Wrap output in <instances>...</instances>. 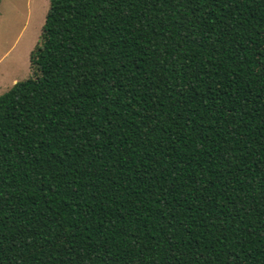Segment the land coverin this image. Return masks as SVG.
Returning <instances> with one entry per match:
<instances>
[{
  "label": "trees",
  "instance_id": "obj_1",
  "mask_svg": "<svg viewBox=\"0 0 264 264\" xmlns=\"http://www.w3.org/2000/svg\"><path fill=\"white\" fill-rule=\"evenodd\" d=\"M0 95V264H264V0H50Z\"/></svg>",
  "mask_w": 264,
  "mask_h": 264
},
{
  "label": "rangeland",
  "instance_id": "obj_2",
  "mask_svg": "<svg viewBox=\"0 0 264 264\" xmlns=\"http://www.w3.org/2000/svg\"><path fill=\"white\" fill-rule=\"evenodd\" d=\"M50 0H0V95L33 75Z\"/></svg>",
  "mask_w": 264,
  "mask_h": 264
}]
</instances>
